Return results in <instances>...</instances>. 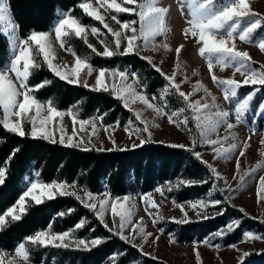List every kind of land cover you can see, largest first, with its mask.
Segmentation results:
<instances>
[{
    "label": "snow or ice",
    "instance_id": "6c2138e0",
    "mask_svg": "<svg viewBox=\"0 0 264 264\" xmlns=\"http://www.w3.org/2000/svg\"><path fill=\"white\" fill-rule=\"evenodd\" d=\"M178 6L185 23L188 25L182 31L185 40L188 38L195 39V43L199 46V56L206 61V67L212 81L222 91L224 100L231 105V110H225L216 103V97L211 96V93L208 92L207 87L201 81L193 86L192 92L185 93L182 90V84L188 82L185 66L179 60L185 44H180L174 50L176 62L172 75L165 73L154 62L153 57L142 55L146 50L153 52L162 49L172 51L170 45L166 42V37L171 31L167 23L170 7L162 6L161 0H95V4L91 0H80L77 7L82 10L84 15L99 22L106 33L96 26L84 25L82 19L73 14L74 9H68L58 12L56 22L50 27L49 31L31 30L24 37L18 35L19 26L10 14L9 0H0V36L4 37L5 43L11 52L8 59L0 61V128L21 137L30 136L33 139L51 140L55 143L57 142L55 139L56 125L59 121H62L65 115H68L72 119L73 132L67 138L60 135L59 143L69 147L85 145V150H89L87 145L92 144L93 136L98 138L96 122L99 121L103 125L104 115L106 114L93 116L90 119L80 118L78 104L62 111L55 106L53 100L41 101L35 96V92L48 86L51 81L44 80L36 85H31L28 81L36 71L46 66L55 77L68 84L82 86L92 91L108 92L113 98L121 101L123 107L133 114L134 120L139 124V126H135L134 122L130 120L125 125V132L129 139L135 136L139 140V144L133 143L131 145L133 149L150 142L152 136L150 129L159 126L155 121L159 118H166L169 124L185 131L190 138V145L172 144L170 146L192 153L199 162L205 165L212 178L220 180L222 177L213 164L203 160L201 152L196 150L198 145L209 146L214 151V158L217 160L227 161L238 152L236 169L239 172V158L245 156V151L250 147L251 136L244 141H239L238 135L233 129L242 124H250L246 117L253 109V101L257 93L264 89V66H255L248 52L237 49L236 40L257 46L264 53V14H260L252 8L251 0H179ZM101 9L104 10V13L111 15V19L119 25V30H114L106 22V17L102 14ZM121 13L134 15L136 19L121 21L118 19V15ZM89 29L91 34L96 35L99 39L104 49L103 52L98 51L87 42ZM52 33L55 35V40L51 38ZM105 35L111 36V39H100ZM162 36L165 37V40L156 43L157 37ZM73 38L81 39L86 47L90 49L91 54L103 58L138 56L159 73L166 83L160 90L159 95H152L149 98L146 91H138V88L146 89L147 87L140 80L138 73L119 68H96L91 63L90 55L80 56L68 43ZM57 42L61 49L74 56L73 65L54 63L56 60L55 44ZM214 66H218L221 71L231 67L234 69L233 75L239 73L244 78L238 81L234 78L217 77L213 70ZM178 72L184 76V79L179 83L176 81ZM10 73L14 74L15 80H13ZM93 73H96L95 83L90 85L87 81ZM193 74L197 75L198 72L194 71ZM130 78L131 82H129ZM243 86L254 87L249 93L240 96L239 89ZM201 91L205 93L204 96L195 100L191 99L192 96ZM169 95L177 97L179 107L170 106L167 99ZM208 96H211V103L207 100ZM137 102L143 107L133 108L132 105ZM147 110H151L153 113L151 120L144 117V112ZM253 114L264 117V99L255 105ZM115 123L116 126H119L120 122L116 121ZM26 125L30 126L27 130ZM77 125H79V128L76 127ZM89 126L91 128L90 132ZM112 127V125H103V130L108 132V129ZM221 127H224L226 132L223 137L219 136ZM60 131L63 132L64 129L61 127ZM252 132L255 134L254 129ZM78 134L79 138L74 143V138ZM142 134L147 135L145 137ZM214 135L217 137L216 139L212 138ZM109 139L113 144V149H109V151L128 150L127 148H119L111 135H109ZM229 140L233 142L225 147V143ZM0 142H2V138H0ZM261 144L264 145V140H261ZM18 150L15 149L11 155L14 156ZM98 150L103 151L104 149ZM260 171H264V160L239 175L236 189H232L226 181L225 185L231 192L239 191L244 188L246 178H255V174ZM5 178L6 167L0 166V185L5 182ZM233 179H236L235 175ZM197 183L207 184L208 180L180 179L175 185L168 182L167 191H172L174 187L178 189L181 185L193 186ZM70 188L73 190L69 191ZM75 189V182L69 184L67 181L40 182L29 179L15 204L5 212L0 213V231H3L6 226H10L11 223L20 221L31 206H39L46 201L55 199L57 196H73L83 207L93 212L100 224L112 235L138 248L141 254L150 255L143 253V245L138 246L135 244L137 236L147 243L149 238L153 237V233L147 232L146 228L140 225L139 222L133 223L137 206L130 195L112 197L108 192L94 194L90 190L84 189L85 195L82 197L77 194ZM217 190L223 191V189H218L213 184L208 195L211 196L212 191ZM155 191L163 196L165 188L157 187ZM261 193H264V175H260L258 180V203L264 201V195H261ZM226 199L230 200L231 197L229 196ZM140 200L145 205V211L152 219L153 224L165 219L163 214L159 212L160 205L153 199L151 193L141 194ZM173 203L180 208L183 216L179 219L172 217V221L177 224L190 222L184 205L175 201ZM186 203L196 212L198 217L202 216L203 219H208L207 209L210 206H219L223 201L220 199H198ZM150 209L156 210L155 215ZM72 211L74 209L67 210V214ZM240 211L244 212V209H240ZM65 214V212H60L57 215L62 217ZM109 214L112 217V227H109L105 219V216ZM217 214L223 215L224 210L220 209ZM142 220L143 217L140 218V221ZM87 223L86 218H81L73 226V229L68 231L54 233L51 231V226H49L47 230L41 229L34 232L25 237L23 242L18 243L14 248V253L9 254L11 259L8 260V264H16L17 261H22L23 264H34L31 255L34 248L67 249L75 244V250L90 251L93 247L104 243L105 238L103 237L86 240L73 235L75 230L83 228ZM241 223L240 220H233L212 235L213 237L223 238L239 228ZM129 226H131L132 231L125 235V230ZM169 239L170 242L175 243L173 237L170 236ZM158 240L159 236H155V241ZM252 241H264V235L243 231L241 242ZM200 243L216 249L221 247L220 244H211L208 238L196 242V244ZM228 247L240 251L235 244ZM252 254L243 252L238 258L239 264H243L245 259ZM255 254L259 255L261 253L257 252ZM120 255V253H114L110 259L115 262ZM196 255L199 260L198 250ZM151 258L156 259V257ZM5 259V255L0 252V264H5ZM134 264H139V261H135Z\"/></svg>",
    "mask_w": 264,
    "mask_h": 264
},
{
    "label": "trees",
    "instance_id": "16d2710c",
    "mask_svg": "<svg viewBox=\"0 0 264 264\" xmlns=\"http://www.w3.org/2000/svg\"><path fill=\"white\" fill-rule=\"evenodd\" d=\"M9 3L10 14L19 26L18 35L21 37L26 36L31 30L49 31L56 22L58 12L68 9H74L73 14L80 17L84 25L102 29L99 22L84 15L77 7L80 0H9ZM118 19L128 21L136 17L121 13ZM102 31L106 33V30L102 29ZM94 36L99 41L97 36ZM100 39L110 40L111 36L105 35ZM68 43L80 56L90 55L91 63L96 68L107 67L135 71L142 83L147 86L146 89H142L149 94L159 95L166 83L159 73L138 56L103 58L91 54L90 49L81 39L73 38ZM9 57L10 49L4 37L0 36V61ZM44 80L51 81V83L35 92V96L39 100H53L60 110H66L78 104L80 118L106 114L103 125L119 121V125L124 126L130 120L134 121L133 114L123 107L121 101L113 98L108 92L92 91L82 86L68 84L55 77L46 66L36 71L28 83L36 85ZM252 87L254 86H243L239 89V95L249 93ZM263 97L264 89L257 93L253 101V109L246 118L250 121L248 126L264 133V117L253 114L255 105ZM167 99L170 106H180L175 95H169ZM29 127L26 125V130ZM0 138H2L0 166L6 167L5 182L0 185V213L15 204L24 190L25 176L32 174L40 182L54 180L75 182L76 185L92 193L106 191L111 196H123L133 192L144 193L155 187H163L165 188L164 196L175 202L207 196L223 201L221 205L214 207L217 212L223 209V215L216 213L208 219L190 220L185 224H177L167 219L166 215L159 210L165 219L159 220L154 225L157 229H162V233L168 234L178 242H199L208 238L211 244L226 246L240 241L243 231L264 235V222L246 215L239 208L231 205L222 191H212L209 196L208 193L212 190L213 184L221 189V179L212 178L205 165L199 162L192 153L181 148H173L171 144L151 140L142 147L135 149L130 147L126 151H109V149L100 151L98 149L101 148L90 144L87 145L89 150H85V146L69 147L59 143L58 140L53 143L51 140L33 139L30 136L21 137L8 133L3 128H0ZM15 149L19 150L12 156ZM180 179L208 180V183H197L193 186L181 185L178 189L174 187L172 191H167L168 182L175 185ZM69 209H74V211L67 214ZM150 211L154 214V210L150 209ZM60 212L66 214L62 217L58 216ZM81 218H86L88 223L83 228L75 230L73 235L86 240L103 237L105 238L104 243L93 247L90 251L75 250L72 246L67 249L34 248L31 253L34 264H134L135 261H139V264H167L141 254L138 248L112 235L100 224L93 212L83 207L73 196H57L39 206L29 207L27 214L23 215L20 221L13 222L0 231V250L12 251L18 243L24 241L25 237L41 229L47 230L49 226L54 233L68 231L73 229ZM233 220L242 222L239 228L223 238L213 237L212 234ZM257 252L261 254H255ZM114 253L121 254L115 262L110 259ZM250 253L253 254L247 257L243 264H264V250Z\"/></svg>",
    "mask_w": 264,
    "mask_h": 264
},
{
    "label": "rangeland",
    "instance_id": "374dc122",
    "mask_svg": "<svg viewBox=\"0 0 264 264\" xmlns=\"http://www.w3.org/2000/svg\"><path fill=\"white\" fill-rule=\"evenodd\" d=\"M91 2L95 4V0H91ZM251 2H252V8L256 12L260 14H264V0H251ZM161 3L162 6L170 7L167 23L170 26L171 31L166 37V42L170 45L172 51H165L162 49L158 52H153L151 50H146L142 53V55L153 57L154 62L158 64L165 73H167L168 75H172L174 70V64L176 62V53L174 50L180 44H185L184 49H182L181 51L179 60L185 66V74L188 77V82L182 84V90L185 93L192 92L193 86L198 81H201L203 85L207 87L208 92L211 93V96L216 97V103H218L225 110H231V105L224 100L222 91L212 81L211 75L208 71V68L206 67V61L199 56L198 54L199 46L195 43V39L188 38L187 40H185V37L182 34L183 29L188 25L185 23L184 18L179 9L178 6L179 0H161ZM101 12L102 14L105 15L106 22L114 30H119V25H117L111 19V15L104 13L103 9H101ZM51 38L55 40L54 33H52ZM164 40L165 37L163 36L157 37L156 43H161ZM87 42L93 45L98 51L103 52L104 49L102 44L96 39V37L93 34H91L90 29L87 35ZM236 47L239 51L248 52L251 56V61L252 63H254L255 66L257 67L264 66V53H262L257 46L242 43L237 39ZM55 55H56V60L54 61V63L61 65L67 64L69 66L74 64V56L61 49L59 47L58 42L55 44ZM10 56H11V52H10ZM161 61H163V63H161ZM213 70L217 75V77L220 78H234L238 81L243 80L244 78L239 73L233 75L234 69L231 67L226 68L224 71H221L218 66H214ZM194 71L198 72V74L194 75L193 74ZM10 75L12 76L13 80H15L14 74L10 73ZM95 76L96 73H93L91 77H88L87 82L90 85H94ZM183 79L184 76L180 75L178 72L176 76V81L179 83ZM129 82H131V78L129 79ZM138 91H144V90L142 88H138ZM147 94L149 98H151L152 94L149 93ZM204 95L205 93L201 91L200 93H197L196 95L192 96L191 99L193 100L199 99L201 96ZM211 96L207 97L209 103H211ZM262 99H264V97ZM132 107L142 108L143 105L137 102L136 104L132 105ZM93 116L96 115H92L85 119H90ZM144 117L151 120L153 117V113L151 112V110L145 111ZM13 119H15V117H13ZM133 122L135 126H139L138 122H136L135 120ZM96 123L98 126V138L96 136H93L92 144H91L92 146L94 145V147L96 148H102V149L113 148V144L109 139V135H111V138L115 140L116 145L119 148H130L133 143L139 144V140L135 136L129 139L128 135L126 134L125 125H127L128 123L125 124L124 126H120V125L116 126L115 123L110 124L113 127L109 128L108 132H105L103 130V125H101L99 121H97ZM155 123L158 124L159 126L152 127L150 129L152 133L151 136L152 141L162 142L171 145L172 144L190 145L189 135L185 131L178 129L176 126L169 124L166 118H159L155 121ZM61 127L64 129L63 132L60 131ZM76 127L79 128V125H77ZM252 130L253 129L247 124H242L236 127L235 129H233V131L237 133L239 141H244L249 136H251V140L249 142L250 147L245 151V156L239 158L240 159L239 172H237L236 169V159L238 156V152L234 154L231 159L225 161V160L215 159L214 158L215 153L209 146L198 145L196 149L197 151L201 152L204 161L213 164V166L218 170L220 176L222 177L220 188L223 189L222 192L225 194L226 198L229 196L231 197V199L230 200L227 199V201L231 205L239 209H244V213L246 215L264 222V201H261L260 203L257 202L258 180L260 175H264V171H260L256 173L255 178L253 177L246 178V184L244 188L240 189L239 191L231 192L228 190V188L225 185V181H226L227 184L230 185L232 189H236L239 181V175L243 174L248 169L255 167L256 164L261 160H264V155H262V153H264V145L261 144V140H264V133L263 131L255 130V134H253ZM90 131L91 128L89 126V132ZM72 132H73L72 119L68 115H65L62 121H59V123L56 125L55 139L59 140L60 135H64L65 138H67V136L72 135ZM142 135L146 137L147 134H142ZM225 135H226L225 128L221 127L219 129V136L223 137ZM78 138H79V134L76 138H74V143ZM212 138L216 139L217 137L214 135ZM232 142H233L232 140H229L227 141V143H225L224 146L227 147V144H230ZM84 146L85 145H81L80 147H84ZM234 175L236 176V179H233ZM29 179L37 180L32 174H27L25 176V185L27 184ZM25 185H24V189H25ZM156 188L157 187L144 193H151L153 199L160 205L159 210H161L166 215L167 219L172 220L171 219L172 217H175L177 219L182 218L183 213L181 212L180 208L175 206L172 199L166 198L164 195L161 196L160 193L156 192L155 191ZM68 190L72 191L73 189L70 188ZM75 191L77 192L78 195L82 197L85 195L84 188L82 186L76 185ZM104 192L106 191L95 192L94 194L96 193L103 194ZM144 193L133 192L128 195H130L133 198L137 206L136 215L134 217L133 223L139 222L140 225L146 228L147 232L153 233V237H150L147 243H145L139 236H137L135 240L136 245L138 246L143 245V253L150 254L148 256L156 257V259L161 260L167 264H237L239 263L238 258L243 252L264 250V241L241 242L240 240L237 243H234L237 246V248L240 250L239 252L228 247L229 245L221 246L219 249H216L210 246H206L202 243L196 244V242L194 241H190L186 243L175 241V243H172L170 242L169 239L170 236L166 233H162L159 229H157L156 226L152 223V219L145 211V205L140 200V195ZM261 195H264V193H261ZM123 196H119V197H123ZM112 197H117V196H112ZM198 199L211 200V198L207 196L205 198L190 199L187 201H195ZM187 201L176 202V203L184 205L189 220L192 221V220L203 219L202 216L198 217L196 212L187 205L186 203ZM155 213L156 210H154V214ZM216 213L217 210L214 207L210 206L207 209L208 217H211ZM141 217H143L142 221H140ZM105 219L109 227H112L111 215L110 214L106 215ZM131 231L132 228L131 226H129L128 229L125 230V235H128ZM155 236H159L158 241H155ZM65 242L67 243L68 241ZM72 247H75V244H73ZM197 250L199 252V260L196 255ZM0 252H2L5 255L6 257L5 264H8V260L11 259V256L9 254L14 253V250L9 252L0 250ZM16 264H23V262L17 261Z\"/></svg>",
    "mask_w": 264,
    "mask_h": 264
}]
</instances>
